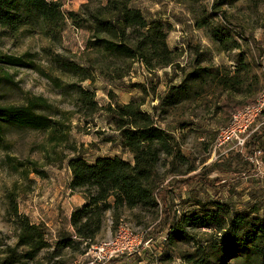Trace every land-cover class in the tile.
<instances>
[{"label": "rangeland", "instance_id": "rangeland-1", "mask_svg": "<svg viewBox=\"0 0 264 264\" xmlns=\"http://www.w3.org/2000/svg\"><path fill=\"white\" fill-rule=\"evenodd\" d=\"M55 1L64 7V27L51 37L28 28L11 34L0 27V56L28 64L0 65V106L19 107L41 97L51 107L46 114L56 122L48 132L4 128L8 145L0 151V264H88L87 251L123 227L134 231L138 246L131 256L109 264H241L212 255L209 246L216 233L211 227L185 228L190 242L170 240L168 233L183 216L203 215L215 204L234 215L254 211L264 217V112L242 149L215 150L218 133L232 114L264 93V0L132 2L147 22L163 25L174 57L171 67L152 70L137 59L109 57L93 46L89 14L106 17L103 8L109 0ZM69 13L80 18L73 22ZM59 63L83 71L74 76ZM216 69L230 82L227 87L211 80ZM193 72L197 79L187 83L186 96L170 93ZM169 95L177 103L165 104ZM129 103L176 140L180 157L171 162L162 156L156 176L172 221L162 226L161 205L108 210L100 235L84 244L68 221L70 210L84 199L69 187L68 163L119 157L133 164V155L121 146L113 112ZM11 162L24 168L15 171ZM22 219L37 228L44 248L20 245ZM70 238L72 247L57 246ZM186 256L193 257L191 263Z\"/></svg>", "mask_w": 264, "mask_h": 264}, {"label": "trees", "instance_id": "trees-1", "mask_svg": "<svg viewBox=\"0 0 264 264\" xmlns=\"http://www.w3.org/2000/svg\"><path fill=\"white\" fill-rule=\"evenodd\" d=\"M134 1L137 0H109L103 8L106 17L102 18L98 13L89 14V31L93 37V46L109 57L137 59L150 70L156 66L171 67L174 57L166 47L163 25L147 22L140 10L130 6ZM69 17L75 22L80 15L69 13ZM63 20L61 5L55 0H0V27L7 28L11 34L28 28L51 37L64 27ZM0 65L28 67L23 59L11 55L0 56ZM58 66L74 76L78 75L77 70L81 73L83 71L70 63H59ZM203 72L205 73L204 70ZM210 78L213 82L218 81L223 87L230 83L226 78L219 76L218 69ZM82 79L87 78L83 76ZM196 79V72L188 74L187 80L181 86L172 88L170 93L175 91L178 95L186 96L187 83ZM82 97L88 101L85 93ZM163 102L175 104L177 100L173 101L169 95ZM138 107L129 103L113 110L117 113L115 123L120 132L121 146L133 155V164L119 157H102L93 164L76 158L68 163V169L72 172L69 187L72 191H81L86 201L84 206L71 213L70 225L79 242L86 244L100 235L103 214L108 210L154 209L161 205L162 226L166 227L172 221L167 199L161 185L156 182L157 166L162 156L170 158L173 162L180 157V153L176 149L174 137L157 126L151 115ZM50 109L46 100L41 97L30 99L19 107L0 106V151H7L8 144L4 139L6 127L36 132L54 131L56 122L46 114ZM10 164L15 171L24 168L23 164ZM29 166L33 167V164ZM110 199L113 200L112 203H109ZM15 213L17 214L16 210ZM19 226L20 245H30L38 250L44 248L43 237H40L37 228L31 225L28 219H22ZM191 227L213 229L216 238L209 246L213 256L222 255L225 259L241 264H264V217H260L256 212L234 215L226 206L215 204V210H207L203 215L183 216L170 227L169 239L190 242L191 238L184 229ZM73 243L70 238L66 242H58L57 246L70 248ZM185 260L191 263L193 257L186 256Z\"/></svg>", "mask_w": 264, "mask_h": 264}, {"label": "built area", "instance_id": "built-area-1", "mask_svg": "<svg viewBox=\"0 0 264 264\" xmlns=\"http://www.w3.org/2000/svg\"><path fill=\"white\" fill-rule=\"evenodd\" d=\"M61 8L64 9L63 6ZM263 112L264 93L255 104L232 114L218 133L215 150L230 146L242 149L247 135ZM137 241L138 237L133 230L118 228L115 234L102 239L87 251L85 256L90 260L88 264H109L122 256H131L138 246Z\"/></svg>", "mask_w": 264, "mask_h": 264}, {"label": "crops", "instance_id": "crops-1", "mask_svg": "<svg viewBox=\"0 0 264 264\" xmlns=\"http://www.w3.org/2000/svg\"><path fill=\"white\" fill-rule=\"evenodd\" d=\"M81 202H80V204L78 205V206H76L75 208L77 209V208H81L82 206H84L85 204H86V201H84V199H82V200H80ZM74 211V209H71L70 210V212H69V214H68V221H69V226H70V228L72 229V227H71V225H70V220H71V213Z\"/></svg>", "mask_w": 264, "mask_h": 264}]
</instances>
